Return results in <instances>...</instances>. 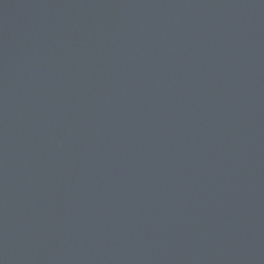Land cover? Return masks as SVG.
Wrapping results in <instances>:
<instances>
[{"label":"water","instance_id":"1","mask_svg":"<svg viewBox=\"0 0 264 264\" xmlns=\"http://www.w3.org/2000/svg\"><path fill=\"white\" fill-rule=\"evenodd\" d=\"M0 264H264V0H0Z\"/></svg>","mask_w":264,"mask_h":264}]
</instances>
